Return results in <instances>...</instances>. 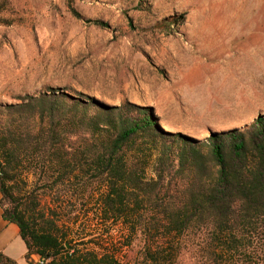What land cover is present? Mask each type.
<instances>
[{
  "label": "trees",
  "instance_id": "1",
  "mask_svg": "<svg viewBox=\"0 0 264 264\" xmlns=\"http://www.w3.org/2000/svg\"><path fill=\"white\" fill-rule=\"evenodd\" d=\"M65 8L110 28L84 19L75 0ZM13 100L0 102V209L28 264H123L134 245L144 264L187 254L193 264H264V115L197 140L164 132L127 100L52 88ZM94 221L121 225L120 247ZM0 264L16 262L0 254Z\"/></svg>",
  "mask_w": 264,
  "mask_h": 264
},
{
  "label": "rangeland",
  "instance_id": "2",
  "mask_svg": "<svg viewBox=\"0 0 264 264\" xmlns=\"http://www.w3.org/2000/svg\"><path fill=\"white\" fill-rule=\"evenodd\" d=\"M0 2L12 22L0 25L2 103L46 88L127 100L150 108L164 132L197 140L264 115V0H75L109 29L73 18L66 0ZM92 224L97 234L111 227L120 247L121 225ZM139 250L123 249V264H144Z\"/></svg>",
  "mask_w": 264,
  "mask_h": 264
},
{
  "label": "crops",
  "instance_id": "3",
  "mask_svg": "<svg viewBox=\"0 0 264 264\" xmlns=\"http://www.w3.org/2000/svg\"><path fill=\"white\" fill-rule=\"evenodd\" d=\"M26 253L27 250L19 236L18 228L3 220L0 209V254L15 261L16 264H28L25 260ZM33 259L37 261L36 257Z\"/></svg>",
  "mask_w": 264,
  "mask_h": 264
},
{
  "label": "bare ground",
  "instance_id": "4",
  "mask_svg": "<svg viewBox=\"0 0 264 264\" xmlns=\"http://www.w3.org/2000/svg\"><path fill=\"white\" fill-rule=\"evenodd\" d=\"M165 128H167V131L169 130V132H172V131H170V130H172V129H168L169 127H165Z\"/></svg>",
  "mask_w": 264,
  "mask_h": 264
},
{
  "label": "water",
  "instance_id": "5",
  "mask_svg": "<svg viewBox=\"0 0 264 264\" xmlns=\"http://www.w3.org/2000/svg\"><path fill=\"white\" fill-rule=\"evenodd\" d=\"M67 247H68V245H67Z\"/></svg>",
  "mask_w": 264,
  "mask_h": 264
}]
</instances>
